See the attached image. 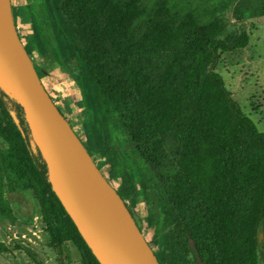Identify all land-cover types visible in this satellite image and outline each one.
<instances>
[{
    "label": "trees",
    "instance_id": "trees-1",
    "mask_svg": "<svg viewBox=\"0 0 264 264\" xmlns=\"http://www.w3.org/2000/svg\"><path fill=\"white\" fill-rule=\"evenodd\" d=\"M153 1L11 0L10 13L16 26H30L28 53L74 82L78 136L97 167L108 166L107 180H121L123 201L143 187L153 193L141 222L153 229L160 264H263L264 133L213 69L220 53L246 45L247 33L227 31L204 0ZM236 11L238 23L264 15V0H243ZM142 18L144 31L132 35ZM41 63H34L40 79ZM0 132L8 142L0 148V200L30 190L59 254L70 241L82 264H100L52 190L21 105L1 88ZM167 146L179 155L170 178L162 169ZM1 212L12 218L7 206Z\"/></svg>",
    "mask_w": 264,
    "mask_h": 264
},
{
    "label": "water",
    "instance_id": "water-1",
    "mask_svg": "<svg viewBox=\"0 0 264 264\" xmlns=\"http://www.w3.org/2000/svg\"><path fill=\"white\" fill-rule=\"evenodd\" d=\"M0 88L21 105L52 190L100 264H160L116 188L44 87L0 7ZM261 228L258 240H261Z\"/></svg>",
    "mask_w": 264,
    "mask_h": 264
},
{
    "label": "rangeland",
    "instance_id": "rangeland-1",
    "mask_svg": "<svg viewBox=\"0 0 264 264\" xmlns=\"http://www.w3.org/2000/svg\"><path fill=\"white\" fill-rule=\"evenodd\" d=\"M242 1L204 0L203 2L207 9H211L222 18L227 31H231L234 26H240L247 33L246 45L234 52L220 53L213 69L222 76L231 99L237 102L241 111L254 122L257 129L264 133V15L244 16L243 21L236 22V8ZM245 1L249 5H254L260 0ZM12 2L17 3L19 0ZM155 2L150 4L151 7ZM4 4L10 10L11 0H4ZM16 27L25 44L30 26L18 24ZM145 27L146 19L138 20L132 35L141 34ZM175 49V46H171L164 51L152 67L153 75L156 76L161 72ZM30 56L33 63H41L42 59L35 54ZM42 65L45 66L46 73L41 78V82L59 110L70 121L71 127L81 135V119L74 106L79 94L74 82L54 63ZM7 145L8 142L0 132V148ZM178 166V151L174 146H167L162 163L165 176L170 178L178 170ZM100 170L107 176V165ZM109 182L115 188L121 184L120 179ZM128 198L125 202L127 207L141 226L145 238L152 244L153 249H157V245L153 243L152 227L141 222L143 216L147 215L154 206L153 193L143 187L142 194L134 196L133 199ZM2 205L10 209L12 218L2 214ZM63 250L59 254L50 244L40 206L30 190L3 193V198L0 200V264H82L81 255L72 242H64Z\"/></svg>",
    "mask_w": 264,
    "mask_h": 264
},
{
    "label": "bare ground",
    "instance_id": "bare-ground-1",
    "mask_svg": "<svg viewBox=\"0 0 264 264\" xmlns=\"http://www.w3.org/2000/svg\"><path fill=\"white\" fill-rule=\"evenodd\" d=\"M0 7H1V10L6 14V15H9V8H7L4 4V0H0Z\"/></svg>",
    "mask_w": 264,
    "mask_h": 264
}]
</instances>
